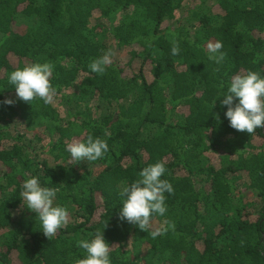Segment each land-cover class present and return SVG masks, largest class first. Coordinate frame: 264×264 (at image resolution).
I'll list each match as a JSON object with an SVG mask.
<instances>
[{
  "label": "trees",
  "instance_id": "1",
  "mask_svg": "<svg viewBox=\"0 0 264 264\" xmlns=\"http://www.w3.org/2000/svg\"><path fill=\"white\" fill-rule=\"evenodd\" d=\"M113 47L127 66L91 73ZM34 63L53 65L51 104L18 100L8 83ZM247 71L264 76V0H0V264H76L78 241L98 231L111 264H264V128L238 132L221 107ZM89 135L109 151L72 163L66 144ZM160 161L174 192L145 232L120 219V191ZM33 176L70 213L52 240L22 207Z\"/></svg>",
  "mask_w": 264,
  "mask_h": 264
},
{
  "label": "clouds",
  "instance_id": "2",
  "mask_svg": "<svg viewBox=\"0 0 264 264\" xmlns=\"http://www.w3.org/2000/svg\"><path fill=\"white\" fill-rule=\"evenodd\" d=\"M208 48L210 58L216 63L225 59V53L221 51L222 43L209 44ZM179 52V47L174 45L172 55H178ZM113 55L109 50L93 60L89 64L90 72L103 74L113 63ZM52 75L53 65L34 63L11 72L8 83L14 87L18 100L32 102L38 98L45 104H51L56 95L51 83ZM221 97V107H226L225 117L232 129L252 135L257 129L264 128V76L253 71L238 73L231 77L227 90ZM2 103L12 106L15 101L8 99ZM65 150L70 154L72 163L95 162L109 151V145L106 140L89 135L86 141L74 139L66 144ZM166 171L162 161L151 164L139 172L138 179L122 186V221L148 232L153 215L166 214L165 193L174 192L172 184L161 179ZM57 192L56 187L42 186L35 176L25 179L21 185L22 207L37 215L43 234L50 240L69 223V210L56 202ZM151 234L155 238L163 232L157 230ZM77 247L83 250V258H78L76 264H111V247L104 238V232L98 231L94 238L78 241Z\"/></svg>",
  "mask_w": 264,
  "mask_h": 264
},
{
  "label": "rangeland",
  "instance_id": "3",
  "mask_svg": "<svg viewBox=\"0 0 264 264\" xmlns=\"http://www.w3.org/2000/svg\"><path fill=\"white\" fill-rule=\"evenodd\" d=\"M192 7V5H187V7L183 10V11H181L179 14H178V19H180L183 15H185L186 14V10H188V7ZM175 22H177L176 20L175 21H173V22H165V24H164V26H163V28H166V27H168V26H172V25H175L176 23ZM113 53H114V55H113V62L116 64V65H119V66H122V67H126L127 66V63H128V61H129V58H130V56H128V51H127V49L126 50H116V49H114V47L112 48V50H111ZM133 68H139V64H138V62H135L134 64H133ZM132 67L131 68H127V73H129V72H131L132 71V69H133ZM12 127L14 128V129H12V134H13V137H17L18 136V132L20 133H24L25 134V131H24V129H23V126H21V125H17V127L18 128H16V126H14V125H12ZM17 129V130H16ZM20 130V131H19ZM48 141V140H47ZM46 141V142H47ZM28 142V141H27ZM26 142V143H27ZM46 142H44V143H40V144H37V146L38 147H36L35 146V148L37 149V151L38 150H40L41 151V149L43 150L44 149V145H45V143ZM48 158L46 159V160H49V162H52V159L49 157V156H47ZM45 159V156H43L42 158H39V160L41 161V160H44ZM74 163V162H73ZM17 264V263H16Z\"/></svg>",
  "mask_w": 264,
  "mask_h": 264
}]
</instances>
